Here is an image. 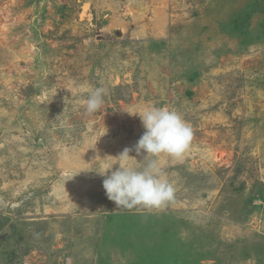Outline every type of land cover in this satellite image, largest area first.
<instances>
[{
	"label": "rangeland",
	"instance_id": "374dc122",
	"mask_svg": "<svg viewBox=\"0 0 264 264\" xmlns=\"http://www.w3.org/2000/svg\"><path fill=\"white\" fill-rule=\"evenodd\" d=\"M145 106L191 148L118 209L97 171L141 166ZM0 264H264V0H0Z\"/></svg>",
	"mask_w": 264,
	"mask_h": 264
},
{
	"label": "clouds",
	"instance_id": "9594fccd",
	"mask_svg": "<svg viewBox=\"0 0 264 264\" xmlns=\"http://www.w3.org/2000/svg\"><path fill=\"white\" fill-rule=\"evenodd\" d=\"M106 95L105 87L91 89L83 102L85 112L93 115L101 110ZM131 115H138L145 129L135 145L137 155L143 156L141 166L129 163L137 159L130 155L132 149L125 148L118 157H105L104 170L97 173L106 177L103 187L107 198L118 209H161L174 200L175 188L160 158L181 159L191 148L193 130L180 112L168 107L145 106Z\"/></svg>",
	"mask_w": 264,
	"mask_h": 264
}]
</instances>
